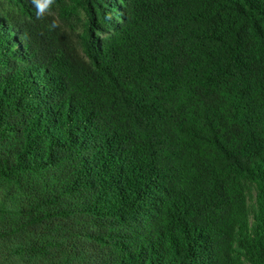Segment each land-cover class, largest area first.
Masks as SVG:
<instances>
[{
  "label": "trees",
  "instance_id": "trees-1",
  "mask_svg": "<svg viewBox=\"0 0 264 264\" xmlns=\"http://www.w3.org/2000/svg\"><path fill=\"white\" fill-rule=\"evenodd\" d=\"M0 264H264V0H0Z\"/></svg>",
  "mask_w": 264,
  "mask_h": 264
},
{
  "label": "clouds",
  "instance_id": "clouds-1",
  "mask_svg": "<svg viewBox=\"0 0 264 264\" xmlns=\"http://www.w3.org/2000/svg\"><path fill=\"white\" fill-rule=\"evenodd\" d=\"M53 3L54 0H32V4L36 8V16L38 18L43 17L46 12H49ZM51 27H56L55 22L51 25Z\"/></svg>",
  "mask_w": 264,
  "mask_h": 264
}]
</instances>
